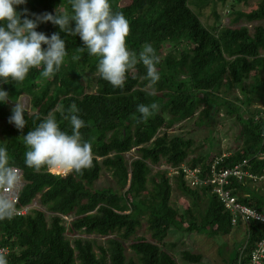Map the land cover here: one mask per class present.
Returning a JSON list of instances; mask_svg holds the SVG:
<instances>
[{
  "label": "trees",
  "instance_id": "1",
  "mask_svg": "<svg viewBox=\"0 0 264 264\" xmlns=\"http://www.w3.org/2000/svg\"><path fill=\"white\" fill-rule=\"evenodd\" d=\"M122 1L110 4L113 12L123 13L129 21L128 49L138 54L151 44L159 57L160 80L154 95L146 88L142 63L127 73L123 88H115L97 74L99 58L79 51L80 37L66 35L51 22L40 23L36 31L49 37L60 32L65 40L67 55L59 71L46 79L40 75L42 69H30L21 84L0 85L9 93V101L0 102V147L6 148L10 166L20 168L25 181L15 207L21 210L35 199L41 204L0 221V246L10 249L3 254L7 264H180L171 251L177 243L166 240L172 229L222 237L243 226L239 218L233 222L216 185L194 186L185 170L197 168L202 181L212 178V166L220 157L218 170L247 160L243 169L257 179L232 175L225 188L239 203L264 213V194L258 185L264 186V0L247 10L235 5H247L249 0H232L231 24L211 28L189 0ZM15 7L27 8L29 18L45 12L71 13L69 0H27ZM95 84V92H86ZM237 88L242 97L230 98ZM21 95L30 97L35 111L23 113L27 124L22 131L9 123L13 114L9 102ZM153 102L158 111L137 123V105ZM73 104L85 122L80 131L82 142L91 144V167L64 178L54 177L47 168L39 172L29 168L23 135L50 114L62 131L71 134L61 112L67 114ZM223 108L229 117L235 116L241 144L225 152L212 151V134L220 132L213 126L222 121ZM193 118L194 130L209 127L210 135L198 140L188 133L171 134L176 124ZM133 149L137 154L129 163L125 155ZM103 170L114 184L96 188ZM173 181L190 198L188 206L174 201ZM145 223L149 238L139 234ZM263 236L264 223L250 219L245 247L227 264H249ZM99 237L105 242L100 243ZM182 256L191 263L203 257L189 250Z\"/></svg>",
  "mask_w": 264,
  "mask_h": 264
},
{
  "label": "clouds",
  "instance_id": "2",
  "mask_svg": "<svg viewBox=\"0 0 264 264\" xmlns=\"http://www.w3.org/2000/svg\"><path fill=\"white\" fill-rule=\"evenodd\" d=\"M26 2L0 0V85L9 82L15 86L21 84L30 69H42L40 75L46 79H51L59 71L67 55L65 40L60 32H54L49 37L36 31L40 23L51 22L66 35L80 37L83 47L79 51L87 50L88 55L99 58L97 74L113 87L123 88L127 73L142 63L148 81L146 88L153 89L149 95L155 94L154 86L160 80L156 67L159 57L151 44H145L138 54L128 49L126 38L130 34L129 21L123 13L113 12L110 0H69L71 13L31 14L35 18H29L27 8L17 11L15 6ZM72 22H75L74 27ZM8 101L9 93L0 86V102ZM26 109L15 101L13 114L9 117V123L21 131L27 124L23 114ZM158 109L159 105L155 102L139 104L136 111L140 116L134 119L137 123L146 122ZM78 112L75 104L69 107L67 114L61 112L62 119L71 126V134L62 131L50 114L35 129L23 135L27 148L25 163L29 168L39 172L42 168L60 166L70 170V173H81L83 169L91 167V144L82 142L80 130L85 127V122L79 118ZM20 182L19 170L10 166L6 148L0 147V221H10L16 215L14 197ZM243 226L247 228V225ZM0 264H7L3 254H0Z\"/></svg>",
  "mask_w": 264,
  "mask_h": 264
},
{
  "label": "rangeland",
  "instance_id": "3",
  "mask_svg": "<svg viewBox=\"0 0 264 264\" xmlns=\"http://www.w3.org/2000/svg\"><path fill=\"white\" fill-rule=\"evenodd\" d=\"M127 1L128 0H124L122 1V3L124 4ZM189 1L191 7L200 16L202 22L207 27L211 28L213 25L216 24L217 25L221 24L224 26L231 24L230 20L232 14H231L230 2H232V0H189ZM255 1L258 0H249V4L247 5L237 4L235 6L239 9L247 10L251 8V6ZM217 15L219 17H217ZM96 90H97V84H95L92 89L90 88L86 90V92H95ZM235 95H239L240 97H242V94L240 93L238 88L229 93V96L232 99ZM17 102L23 104L27 108L26 109L28 110L27 113L35 112L31 107V101L28 95H21L17 100ZM14 104L15 101L9 102L10 111H12ZM234 117L235 116L229 117L226 110L224 108L222 109V112L220 113V118L222 119V121L219 122L216 121L213 126V128L215 126L219 127L220 132L216 133L215 130V133L212 134V136H215L213 147L211 148L212 151L221 150L222 152H225V151H229V149L233 150L238 145L241 144V141L238 142V128H237L238 123H236L237 121L235 120ZM194 120L195 118L183 123L180 122L176 124L174 126V129L171 130V134L188 133V135H191V137L198 140H203L206 136L210 135L209 127H204L202 129L196 128L194 130L195 128ZM189 132L191 134H189ZM206 148H208V144L206 145ZM136 154H137L136 149H133L132 151L126 153L125 156L129 163H131L135 159ZM161 168H164V166H162ZM53 170H55V173H58V174L54 173L53 176L56 178H61L62 174L65 173L67 169L59 166V168L53 167ZM155 170H153V172ZM113 184L114 182L110 173L109 172L107 173L106 170H103L101 177L95 182L94 186L96 188H103V187H109ZM173 184H174L173 187L174 201L176 200L179 203V205H181L182 207L188 206V204L190 203V198L176 187L174 181ZM258 185L260 186L259 190L262 192V194H264V186L262 185V183ZM31 206L40 207L41 204L38 201V199H35V201L31 204ZM67 220H71V218L67 217ZM245 231L246 228L244 226H238L231 233L225 236L213 237V236H208L206 234H199L197 232L186 233L183 230H178L174 228L171 230L166 240L171 243L172 242L177 243V246L173 248L171 251L176 256L180 264H227L228 259H230V257H236L238 250L241 251V247L244 246L246 242ZM139 234L145 235L149 238L150 231L147 228L146 223L144 224V227L139 230ZM83 237H86L85 234H83ZM105 240L106 239L103 237L98 238V241L100 243H104ZM184 250H189L193 253H200L202 254L203 257L201 261L198 263L188 262L182 256ZM127 254L129 256L132 255V251L129 249L127 251Z\"/></svg>",
  "mask_w": 264,
  "mask_h": 264
},
{
  "label": "built area",
  "instance_id": "4",
  "mask_svg": "<svg viewBox=\"0 0 264 264\" xmlns=\"http://www.w3.org/2000/svg\"><path fill=\"white\" fill-rule=\"evenodd\" d=\"M225 155V154H224ZM221 161V157L217 158L215 160L214 165L212 166V178H207L205 180H201L200 177L197 176L198 169H185L189 176L192 177L191 183L194 186H197L201 183H213L215 186V192H217L221 198V200L225 203L226 207L231 210L233 213V222H236L237 219H241L242 223L244 225H249L250 219L259 220L260 222L264 223V213L258 212L256 210L251 209L250 207L243 205L239 203L234 195L231 194V192L225 188V186L229 183V176H237L239 178H243L246 175H249V177H252L254 179H257V176L248 172L246 169L244 170L243 167L244 164H247V160L244 161L243 164H237L234 167H229L225 169H216L217 165H219V162ZM19 170L20 176H21V182L18 185L16 191H15V200L16 203L19 202L20 192L23 188V174L20 168L15 167ZM70 173V170L69 172ZM66 176V175H62ZM31 206H27L21 210H18L16 208V214L22 215L27 214L29 212ZM10 249L8 246H0V254H9ZM250 263L249 264H264V236L258 241L256 247L253 249L250 257Z\"/></svg>",
  "mask_w": 264,
  "mask_h": 264
},
{
  "label": "flooded vegetation",
  "instance_id": "5",
  "mask_svg": "<svg viewBox=\"0 0 264 264\" xmlns=\"http://www.w3.org/2000/svg\"><path fill=\"white\" fill-rule=\"evenodd\" d=\"M56 167H58L59 168V166H56ZM48 169V172H50L52 175L54 174V170H53V167L52 168H47ZM53 170V171H52Z\"/></svg>",
  "mask_w": 264,
  "mask_h": 264
},
{
  "label": "bare ground",
  "instance_id": "6",
  "mask_svg": "<svg viewBox=\"0 0 264 264\" xmlns=\"http://www.w3.org/2000/svg\"><path fill=\"white\" fill-rule=\"evenodd\" d=\"M56 169V168H55ZM53 171V170H52ZM68 171V169L66 170V172ZM55 173V170L53 171ZM63 173L62 175H67L68 173ZM69 172V171H68ZM55 174H58V173H55Z\"/></svg>",
  "mask_w": 264,
  "mask_h": 264
},
{
  "label": "water",
  "instance_id": "7",
  "mask_svg": "<svg viewBox=\"0 0 264 264\" xmlns=\"http://www.w3.org/2000/svg\"><path fill=\"white\" fill-rule=\"evenodd\" d=\"M27 112V110H24V113H26Z\"/></svg>",
  "mask_w": 264,
  "mask_h": 264
},
{
  "label": "crops",
  "instance_id": "8",
  "mask_svg": "<svg viewBox=\"0 0 264 264\" xmlns=\"http://www.w3.org/2000/svg\"><path fill=\"white\" fill-rule=\"evenodd\" d=\"M67 173V172H66Z\"/></svg>",
  "mask_w": 264,
  "mask_h": 264
}]
</instances>
